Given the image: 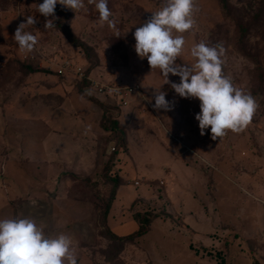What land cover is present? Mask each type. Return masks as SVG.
<instances>
[{
	"label": "rangeland",
	"instance_id": "obj_1",
	"mask_svg": "<svg viewBox=\"0 0 264 264\" xmlns=\"http://www.w3.org/2000/svg\"><path fill=\"white\" fill-rule=\"evenodd\" d=\"M220 1L195 0V25L183 34L186 45L177 63L195 64L190 49L201 41L222 44L224 74L251 94L258 108L243 132L229 130L223 138L212 140L210 127L201 135L195 119L200 112L199 99L182 98L171 88V82L179 83L180 77L169 73V83H164L166 77L160 70L152 69L147 57L140 58L135 51L136 28L152 12L166 6L167 0H108L114 26L102 24L98 11L87 0L77 12L64 6L72 13L67 21L71 30L93 49L91 61L57 29L44 28L51 17L37 12L43 0H0L3 218H34L48 236L70 235L78 264H264V10L256 29L246 32L243 40L256 61L242 55L238 40L241 31L233 19L242 6L251 15L259 13L264 0H228L229 16L223 15ZM30 15L36 22L25 31L37 37V46L59 49L73 64L88 66L89 74L102 83H138L153 109V113L145 112V102L133 94L129 104L140 102L131 109L140 113V124L135 119L126 126L120 117L135 144L130 142L132 159L119 152V160L112 163L110 175H120L122 184L107 226L122 235L137 227L133 212H154L157 217L113 259L105 260L98 252L108 240L99 234L95 206L110 188V183H103L101 166L113 141L109 142L97 126L99 111L85 103L88 101L77 92L74 79L63 80L48 73L47 80V73L35 65V73L21 72L19 63H26L21 60L25 51L19 48L14 34ZM155 88L164 91L166 100L172 102L169 109L153 107ZM141 103L145 107L140 110ZM130 107L123 108L128 111ZM151 122L163 126L157 137L174 154L150 145L155 141L149 137L154 132ZM172 138L180 140L183 148L178 149ZM209 147L215 152H208ZM175 152L195 179L183 178L182 174L181 180L175 177L172 183L178 184L183 194L167 200L159 179L164 168L176 170V163L171 162ZM134 179L138 185L132 184ZM204 212L210 216L205 218ZM189 226L196 233H191Z\"/></svg>",
	"mask_w": 264,
	"mask_h": 264
},
{
	"label": "clouds",
	"instance_id": "obj_2",
	"mask_svg": "<svg viewBox=\"0 0 264 264\" xmlns=\"http://www.w3.org/2000/svg\"><path fill=\"white\" fill-rule=\"evenodd\" d=\"M99 13L101 23L114 26L110 17L108 0H87ZM57 3L77 12L85 7V0H43L37 12L46 19L44 28L55 27ZM195 0H167L166 6L152 15L133 33L135 51L140 58L147 57L152 69H159L169 83V73L180 77V82H171V88L182 98H198L200 112L195 114L200 134L211 132V139L223 138L228 131L243 132L250 124L258 103L255 98L237 87L223 72L225 48L222 44L209 45L204 41L195 44L190 54L195 64L177 63L186 40L184 33L195 25ZM33 16H28L15 31L14 39L19 48L32 52L37 37L26 26L34 25ZM161 89L154 92L157 110L169 109L170 101ZM0 264H78L72 237L66 233L48 236L34 218L0 219Z\"/></svg>",
	"mask_w": 264,
	"mask_h": 264
},
{
	"label": "trees",
	"instance_id": "obj_3",
	"mask_svg": "<svg viewBox=\"0 0 264 264\" xmlns=\"http://www.w3.org/2000/svg\"><path fill=\"white\" fill-rule=\"evenodd\" d=\"M220 8L224 16H229L231 10L229 8L228 0H221ZM263 10L264 8L261 6L259 13L255 12L253 15H251L242 6L241 9H236V16L233 17L237 29L241 31L240 38L238 39L240 43L239 49L243 56L254 59V61H256V58L252 56L250 52L244 47L243 40L246 36V32L256 29V23L261 18V12H263ZM55 17L56 19L54 20V28L61 33V35L71 46L79 49L84 54V56L90 60L91 56H94L92 47L82 41L67 24V21L72 17V13L64 6L57 3L55 7ZM19 68L24 75L38 71L37 68L28 63H19ZM89 73L90 70L88 66L84 67V77L80 81L75 82L76 90L81 96L93 102L100 108V116L97 123L98 127L106 133L105 138L108 137L109 142L113 141L112 143L114 146V149L107 153V156L101 166L103 183H110V188L107 195L104 197H99V202L95 204L96 208H98L97 216L98 221L100 222L99 225L101 227L99 234L108 240L107 246L98 252L105 260H110L119 255L125 244L131 243L136 237L144 234L148 230L149 223L153 218L157 217V214L149 211L142 214L137 211L133 212L132 219L137 222V227L129 233L122 235L114 233L107 226L106 218L111 203L114 199L116 189L121 184V178L117 175L111 176L110 169L118 150L125 149L126 132L124 127L119 124L117 116H115V114H118L117 112H119V108L115 107L113 104H110L107 102V100H103L102 98L99 99L95 96H91L90 94L88 95L84 90L83 87L85 84H87L86 77L90 76Z\"/></svg>",
	"mask_w": 264,
	"mask_h": 264
},
{
	"label": "crops",
	"instance_id": "obj_4",
	"mask_svg": "<svg viewBox=\"0 0 264 264\" xmlns=\"http://www.w3.org/2000/svg\"><path fill=\"white\" fill-rule=\"evenodd\" d=\"M55 48V47H54ZM39 71H43V72H46L45 70H41V69H39ZM33 73H35V72H33ZM47 74L44 76V77H46L47 78V80L49 79L48 78V73H51V72H46ZM30 74V73H29ZM52 74H54V73H52ZM26 75H28V74H26ZM54 75H56V74H54ZM56 76H58V77H60V78H62L63 80L64 79H67L68 77H71V76H69V75H67V76H65V77H63V76H59V75H56ZM90 77L92 78V79H94V80H97L96 78H94V77H92L91 75H90ZM72 78V77H71ZM73 79V78H72ZM97 81H99V80H97ZM76 81L74 80V83H75ZM100 82V81H99ZM32 83V82H31ZM128 85H137L138 86V88H139V92L141 93V95H138V94H136V93H131V94H129L128 96H127V104L126 105H124V106H120L119 108V115L117 116V120H118V122H119V124H121L122 125V123H124L126 126H128L131 122H133L135 119H136V124L138 125V124H140V122H138V120L139 119H137L138 118V115L140 114V113H138V112H135V110H131L132 108H133V105H137V104H139L140 102H136L135 104L132 102L131 104H129L130 103V97H132L133 96V94H136V95H138L139 97H141L142 98V100L145 102V105H146V107L145 106H143L142 105V103H141V106H140V110L142 109V107H145L146 108V111L145 112H152L153 113V109L148 105V103L145 101V98H144V95H143V93H142V90H141V88H140V85L137 83V84H128ZM87 93V92H86ZM88 95H89V93H87ZM91 96H95V97H97V98H99V99H103V100H106L105 99V96H103V95H101V94H90ZM81 96V95H80ZM82 98H84L83 96H81ZM85 100H87L86 98H84ZM88 102H86L85 101V103L86 104H88V106H95V107H97V110L99 111V114H98V118H97V123H98V119H99V116H100V108L96 105V104H94L93 102H91V101H89V100H87ZM129 105H131V107L129 108V110L128 111H125L124 110V108L123 107H126V106H129ZM136 109H137V107H135ZM139 110V109H138ZM148 115V114H147ZM123 116V122L121 123V121H120V117H122ZM125 121V122H124ZM138 122V123H137ZM151 123H153V129H154V132L153 133H150V136L149 137H154L155 138V141H152V142H150V145L152 146V147H157V146H159L161 149H165L167 152H171L172 154H174V151H172V150H169V148L167 147V146H162V142L159 140V137H157V133H159L160 131H159V129L161 128V127H163V126H159V125H157L156 123H154V122H151ZM97 126H98V124H97ZM101 129V128H100ZM139 129V128H138ZM137 128L135 129L136 131L138 130ZM139 131V130H138ZM172 139H174L173 141L175 142L176 141V139L175 138H172ZM130 142H132V141H130V139L128 138V133L126 132V146H125V149H123V151L122 150H118V152L116 153V155H115V159H117V160H119V158H120V156H119V152H123V153H125L130 159H132L131 158V156L129 155L130 154ZM139 142V141H138ZM133 144H135L134 142H132ZM177 143V144H176ZM181 143V141L180 140H178L177 139V141L175 142V144L176 145H178V149H182L183 148V146H181L182 144H180ZM111 145H113V143H111L110 145H109V147L111 146ZM162 147H164V148H162ZM208 150V152H210V150L214 153L215 152V148L213 147V148H208L207 149ZM188 151H190V150H188ZM176 153V152H175ZM191 153L192 154H195V152L194 151H191ZM177 158H180V155H179V153H176V155H174V158L172 159V161L171 162H173L174 164L176 163V170H173V169H171L170 167L169 168H164V175H163V178H160L159 180H160V183L162 184V191L164 192V194L166 195V197H167V200H169V198L170 197H172L173 198V196L175 195L176 197H179V196H181L182 194H181V189H179L178 188V184H175V183H172V180H174V179H176V178H178V179H182L180 176H181V174H182V176H183V178H186V179H195L194 177H193V175H192V173L188 170V168H187V163H185L184 161L182 162V161H179ZM132 166L134 167V165H133V163H132ZM151 172L153 173V170H151V171H149V172H147V174L150 176V174H151ZM119 177H121L120 175H119ZM176 177V178H175ZM165 179L168 181V182H166L165 181ZM146 180H156V179H152V178H148V179H146ZM134 181H137L136 179H134L133 181H132V184H133V182ZM138 181H137V184H135V185H138ZM122 184V183H121ZM120 184V185H121ZM119 185V186H120ZM134 185V184H133ZM134 185V186H135ZM118 186V187H119ZM185 186H187V184L185 185ZM118 187H117V189H116V192H115V196H114V199H113V201H112V205L110 206V209H109V212H108V215H107V218H106V221H107V224L109 225V218H110V213H111V207L113 206V204H114V201H115V198H116V195H117V191H118ZM186 189V188H185ZM176 192L178 193V194H176ZM193 198L194 199H196V196L194 195L193 196ZM6 207V206H5ZM212 208H214V205L212 206ZM5 210H3V207H1L0 208V218L1 219H4L3 217H5L6 216V214H5ZM213 212H215V211H213ZM168 214H169V212H167ZM205 213V218H208L210 215L209 214H207L206 212H204ZM214 216L212 215V217L211 218H213ZM188 228H190L191 230H190V232L191 233H196L195 231H194V229L192 228V227H188Z\"/></svg>",
	"mask_w": 264,
	"mask_h": 264
},
{
	"label": "built area",
	"instance_id": "obj_5",
	"mask_svg": "<svg viewBox=\"0 0 264 264\" xmlns=\"http://www.w3.org/2000/svg\"><path fill=\"white\" fill-rule=\"evenodd\" d=\"M57 48L47 49L43 46H36L32 52H25L21 56V60L35 65L38 69L51 72L59 76H71L76 82L80 81L84 75V67L78 64H73V61L67 55L58 51ZM87 84L84 85V90L89 94H101L105 99L115 107L124 106L127 104V96L131 93L141 95L137 85H118L107 84L92 79L87 76ZM114 146L109 147L112 151ZM133 184H137L134 181Z\"/></svg>",
	"mask_w": 264,
	"mask_h": 264
}]
</instances>
